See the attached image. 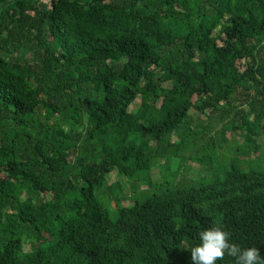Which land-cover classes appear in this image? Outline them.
Returning <instances> with one entry per match:
<instances>
[{"label":"trees","instance_id":"1","mask_svg":"<svg viewBox=\"0 0 264 264\" xmlns=\"http://www.w3.org/2000/svg\"><path fill=\"white\" fill-rule=\"evenodd\" d=\"M261 141L264 0H0V264H191L217 226L264 258Z\"/></svg>","mask_w":264,"mask_h":264},{"label":"rangeland","instance_id":"2","mask_svg":"<svg viewBox=\"0 0 264 264\" xmlns=\"http://www.w3.org/2000/svg\"><path fill=\"white\" fill-rule=\"evenodd\" d=\"M139 105V102L134 106L136 108ZM201 121H206V117L204 115H200L196 113L195 115ZM229 139H231V134H227ZM264 143V141H261ZM221 146L216 147V152L212 153L213 157L207 159L205 164H201L200 161H187L184 163L182 170L178 172L177 167L179 165V160L174 158L173 159V171L170 172L167 176L170 178L172 182L176 180L184 185L189 182V184H198L201 182L202 178L210 176L211 170L220 171L227 168H230L232 161L238 159V155L236 152L232 151V149L225 146L224 150L220 148ZM240 162L242 164V170L248 171L250 170H260L264 168V158L258 159L254 156H241ZM203 168V169H202ZM205 169V170H204ZM210 170V171H209ZM154 172L156 173L157 170L155 169ZM162 178L160 176L155 177L156 181H160ZM117 178L113 176L110 178L109 182L112 183L116 181ZM128 190V187H127ZM133 196L139 197V193L133 194Z\"/></svg>","mask_w":264,"mask_h":264},{"label":"clouds","instance_id":"3","mask_svg":"<svg viewBox=\"0 0 264 264\" xmlns=\"http://www.w3.org/2000/svg\"><path fill=\"white\" fill-rule=\"evenodd\" d=\"M199 238L201 243L190 250L191 264H217L225 255L235 258L236 264H264L258 248L241 249L230 243V234L219 226L201 231Z\"/></svg>","mask_w":264,"mask_h":264}]
</instances>
